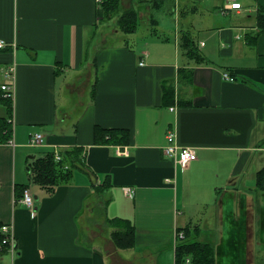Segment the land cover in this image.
I'll return each instance as SVG.
<instances>
[{"label":"crops","instance_id":"0c3cea01","mask_svg":"<svg viewBox=\"0 0 264 264\" xmlns=\"http://www.w3.org/2000/svg\"><path fill=\"white\" fill-rule=\"evenodd\" d=\"M237 1L225 11L224 0H130L135 28L123 32L101 0H0V84L15 66L14 96L0 99L13 138L0 141V223L14 252L5 246L0 264H186L179 230L211 245L215 264H256L264 0ZM169 130L196 159L166 156ZM35 132L40 145L29 142ZM77 147L82 161L66 183L47 188L23 172L26 154L30 163ZM23 185L33 211L19 200ZM100 216L105 238L88 226ZM114 218L133 224L130 249L112 243Z\"/></svg>","mask_w":264,"mask_h":264},{"label":"trees","instance_id":"16d2710c","mask_svg":"<svg viewBox=\"0 0 264 264\" xmlns=\"http://www.w3.org/2000/svg\"><path fill=\"white\" fill-rule=\"evenodd\" d=\"M119 7V0H101L102 12L115 11ZM103 8L106 11H103ZM103 16H105L103 14ZM113 16V15H111ZM107 17V16H106ZM259 26L264 32V11L259 9L258 14ZM136 14L132 8H129L118 20V26L123 32H130L135 28ZM194 42L188 40L189 51H194ZM0 99L9 103V99L2 96L0 89ZM110 137V134L108 135ZM10 137V128L6 117H0V141H6ZM62 158L59 161L54 159V154L49 151L42 157L33 158L28 164L30 171V178L32 183H38L41 186L52 188L58 184L66 183L72 176L74 167H78L82 161V149L77 147L65 150L61 153ZM66 166V167H65ZM257 177V185L264 187V168L260 170ZM23 185L20 190V197L22 196L24 188ZM1 225V223H0ZM109 225L113 228L111 237L115 240L119 247H131L134 241V227L133 224L123 221L121 218H114L109 220ZM3 234L0 232V241ZM186 237V235H185ZM177 260L183 262L188 256L190 264H215L214 249L211 245L201 242H188L183 240L176 247Z\"/></svg>","mask_w":264,"mask_h":264},{"label":"built area","instance_id":"2783aa9c","mask_svg":"<svg viewBox=\"0 0 264 264\" xmlns=\"http://www.w3.org/2000/svg\"><path fill=\"white\" fill-rule=\"evenodd\" d=\"M225 7L224 10H231L241 8V3L237 0H224ZM223 10V11H224ZM5 43L0 38V48L4 47ZM142 64V62H140ZM225 79H233L232 76L228 75L227 73L222 74ZM2 78L3 81L0 84V89L2 91V96L4 98H13L14 91H15V66L14 64L8 65L3 68L2 71ZM10 121V120H8ZM175 134L173 131L169 130L166 134L167 143L164 147V152L166 156L169 158L179 162V163H186L190 160L196 159V152L193 148L188 146H177L175 143ZM43 141V136L41 133L35 132L33 133L30 138L29 142L32 145H40ZM6 142L10 145H13V138L10 136ZM62 155L59 151H54V159L56 161L61 160ZM66 167V166H65ZM125 195L132 197L134 195V189L131 187L124 188ZM20 202L30 208L31 211L35 210V201L33 198V194L28 187L24 188L22 196L20 197ZM0 232L3 234V237L0 241V253L2 249L7 246L10 252H14V239L11 231V227L7 223H1L0 225ZM176 237L178 241L185 239V234L179 230L176 232ZM186 264H190L189 258L185 260Z\"/></svg>","mask_w":264,"mask_h":264},{"label":"rangeland","instance_id":"374dc122","mask_svg":"<svg viewBox=\"0 0 264 264\" xmlns=\"http://www.w3.org/2000/svg\"><path fill=\"white\" fill-rule=\"evenodd\" d=\"M129 1L130 0H123V2L124 3H122V0H119V7H118V9L117 10H115V11H110V12H104L103 14L105 15V16H107V17H113V16H111V15H114V18H115V20H116V25H114L113 27L114 28H120L119 26H118V24H117V21L119 20V18L127 11V10H129V6H128V4H129ZM127 5V6H126ZM103 11H106V9H104L103 8ZM114 24V23H113ZM3 79V78H2ZM1 112V111H0ZM29 153H34V150H33V152H29ZM35 154V153H34ZM27 155V158H25L27 161H26V164L24 163L23 164V172L25 173V174H27L26 172V167H27V165H28V163H29V161H30V157H28V154H26ZM31 187H32V185H31ZM102 205H103V201L101 200V205H100V210H99V213H100V215H101V212H102ZM101 218H102V216H100V220L98 219V221H97V225L98 226H96L95 224H90L89 223V228L91 229V232H92V235H94V234H96V236H101L102 238H105V237H107L109 234H108V232H107V230L105 229V227L103 226V223H102V220H101ZM89 228L87 227V226H84V230L86 231V232H89ZM111 238V237H110ZM112 239L113 238H111V241H112ZM114 241V242H113ZM113 241H112V243L114 244V245H116V247L118 248V249H130L131 247H126V248H124V247H119V246H117V244H116V242H115V240L113 239ZM264 250L261 248V249H259V251H257V261H256V264H264V252H263ZM259 258V259H258Z\"/></svg>","mask_w":264,"mask_h":264}]
</instances>
